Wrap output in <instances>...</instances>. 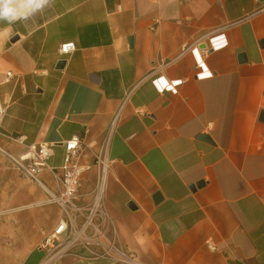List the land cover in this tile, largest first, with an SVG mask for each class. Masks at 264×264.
Listing matches in <instances>:
<instances>
[{
	"label": "crops",
	"instance_id": "crops-1",
	"mask_svg": "<svg viewBox=\"0 0 264 264\" xmlns=\"http://www.w3.org/2000/svg\"><path fill=\"white\" fill-rule=\"evenodd\" d=\"M17 11L14 22L0 19L1 147L19 156L49 143L59 169L79 135L80 163L91 168L75 201L87 204L119 112L104 244L115 237L135 264H264V0H45ZM220 32L228 45L203 56L212 75L199 77L194 54L181 50ZM67 42L76 50L57 69ZM177 80V92L165 89ZM41 178L57 191L51 172ZM59 211L48 237L66 219ZM20 264L122 263L91 241L52 253L43 243Z\"/></svg>",
	"mask_w": 264,
	"mask_h": 264
},
{
	"label": "built area",
	"instance_id": "built-area-1",
	"mask_svg": "<svg viewBox=\"0 0 264 264\" xmlns=\"http://www.w3.org/2000/svg\"><path fill=\"white\" fill-rule=\"evenodd\" d=\"M202 39V40H201ZM192 44H185L179 56H183L186 52H192L196 58V64L201 69L198 74L199 77L211 76V72L205 67L203 56L209 54L212 50H217L228 45L226 35L222 32L212 34L204 40L201 38ZM202 41H205L204 47H201ZM76 50L74 42H67L61 44L59 48V60H64ZM15 77L12 70L6 72L4 82H10ZM182 81L177 80L167 84L165 89L172 92H177V87ZM6 108L0 102V122L3 119ZM119 118L117 112L110 124L109 134L116 125ZM104 141L105 149L101 151L95 160L97 167V180L94 190V197L91 202L87 204H79L75 200L78 196L79 188L81 186V178L85 171L91 168V165H82L80 159L84 147L83 139L79 135H74L71 139L65 142L66 156L64 164L59 168L49 166L48 159L53 154L52 145L49 143H39L29 145L26 150L17 156L10 157L14 159L17 168L23 172L32 182L40 186H46L41 178L44 171H49L54 176L57 183V191L51 190L47 186L48 194L59 205L64 220H61L55 230L46 239L44 247H49L51 253L59 247H69L74 243H82L88 246L91 241L104 247L106 252L114 250L117 259L122 264H135L134 255L126 253L119 246H116V238L114 237L110 244H104L102 236L104 229L107 226L112 227V218L105 208L104 195L106 190V182L108 170L110 168L111 160L107 157V148L109 144L110 135ZM16 141L23 143V137H19ZM81 219V220H80ZM92 228L94 233L92 237H85L87 230ZM113 229V228H112Z\"/></svg>",
	"mask_w": 264,
	"mask_h": 264
},
{
	"label": "rangeland",
	"instance_id": "rangeland-1",
	"mask_svg": "<svg viewBox=\"0 0 264 264\" xmlns=\"http://www.w3.org/2000/svg\"><path fill=\"white\" fill-rule=\"evenodd\" d=\"M1 145L0 264H20L28 250L45 244L60 211L44 187L19 172Z\"/></svg>",
	"mask_w": 264,
	"mask_h": 264
},
{
	"label": "clouds",
	"instance_id": "clouds-1",
	"mask_svg": "<svg viewBox=\"0 0 264 264\" xmlns=\"http://www.w3.org/2000/svg\"><path fill=\"white\" fill-rule=\"evenodd\" d=\"M45 0H27L26 5H21L18 0H0V19H6L8 22H14L20 18L17 11L21 6H26L31 11L41 7Z\"/></svg>",
	"mask_w": 264,
	"mask_h": 264
},
{
	"label": "water",
	"instance_id": "water-1",
	"mask_svg": "<svg viewBox=\"0 0 264 264\" xmlns=\"http://www.w3.org/2000/svg\"><path fill=\"white\" fill-rule=\"evenodd\" d=\"M66 64V60H59L58 63H57V66L56 68L57 69H62ZM261 119L264 121V110L262 111L261 113ZM203 137H206V136H203ZM203 185V182H198L196 183L195 185H193V189H196L197 187H201ZM155 199L156 201H160L162 199V196L160 193H157L156 196H155Z\"/></svg>",
	"mask_w": 264,
	"mask_h": 264
},
{
	"label": "bare ground",
	"instance_id": "bare-ground-1",
	"mask_svg": "<svg viewBox=\"0 0 264 264\" xmlns=\"http://www.w3.org/2000/svg\"><path fill=\"white\" fill-rule=\"evenodd\" d=\"M9 155H12L11 153H9ZM12 156H14V155H12ZM15 157V156H14ZM46 190H47V186H43Z\"/></svg>",
	"mask_w": 264,
	"mask_h": 264
}]
</instances>
